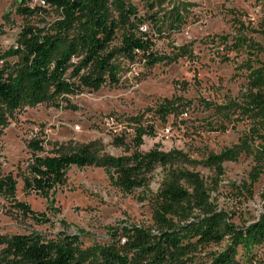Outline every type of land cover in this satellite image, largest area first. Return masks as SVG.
I'll use <instances>...</instances> for the list:
<instances>
[{
	"label": "rangeland",
	"instance_id": "374dc122",
	"mask_svg": "<svg viewBox=\"0 0 264 264\" xmlns=\"http://www.w3.org/2000/svg\"><path fill=\"white\" fill-rule=\"evenodd\" d=\"M142 13L141 0H132ZM38 8L25 14L24 8ZM179 10L183 22L169 29V14ZM166 28L156 29L154 51L169 56L172 62L148 65L142 58L123 62L118 84H104L98 89H83L65 94L54 102L23 106L11 114L0 134V173L27 169L34 152L30 141L42 142L48 150L57 143L93 144L99 155H130L134 151L181 149L188 160L174 170L158 166L148 174L145 186L132 191L118 187L110 172L98 165L72 166L65 184L56 187L49 197L23 190V178L17 176L16 199L0 196V235L40 231L48 236L62 232L82 233L85 245L112 243L111 230L123 225L155 227V211L161 188L170 179H178L196 205L199 192L194 183L179 171L198 174L204 201L224 210L238 225L250 222L264 209V170L256 167L252 154L243 153L236 160L208 164L212 154L238 143L248 133L251 120L230 112L223 115L216 106L241 102L247 91L248 70L240 66L245 51L230 48L238 34L237 19L257 27L264 16L259 0H165L155 9ZM62 18L61 13L40 0H0V48L17 45L25 27L50 30ZM149 26V25H148ZM227 35L220 39L219 35ZM249 37L264 44L255 33ZM187 48L181 50L180 48ZM191 54H185V51ZM185 54V55H182ZM229 55L232 60H227ZM175 58H177L175 60ZM168 99L181 105L164 121L158 107ZM138 127L154 128L143 136ZM259 142V140H257ZM174 171H177L174 173ZM17 201L28 203L38 214H25L15 207ZM194 208V215L201 214ZM225 240L207 246L199 254L205 261L223 251ZM0 245V251L2 249ZM240 264H264V245L253 258L242 251Z\"/></svg>",
	"mask_w": 264,
	"mask_h": 264
},
{
	"label": "trees",
	"instance_id": "16d2710c",
	"mask_svg": "<svg viewBox=\"0 0 264 264\" xmlns=\"http://www.w3.org/2000/svg\"><path fill=\"white\" fill-rule=\"evenodd\" d=\"M31 1L24 0V3ZM40 1L56 8L62 18L50 30L25 27L15 47L0 48V134L13 111L23 106L43 102L58 104V99L65 94L86 88L98 89L106 83L118 84L123 66L121 59L134 62L142 58L148 65L172 62L169 56L154 51L153 29L163 33L166 21H161L153 10L165 0H141L145 13L132 0ZM259 1L264 5V0ZM37 9L25 7L23 10L30 14ZM183 20L181 11L174 10L169 14V29L174 30ZM236 23L238 35L230 48L248 55L240 64L248 70L247 91L239 104L218 105L216 111L223 115L234 112L238 118L246 116L251 120V127L238 143L210 155L206 161L221 167L222 162L248 153L253 155L256 167L264 170V44L248 36L251 32L264 38V16L257 27L241 19ZM218 37L228 38L225 34ZM225 57L232 60L229 55ZM180 105L179 100L168 99L157 111L165 121ZM137 130L140 143L144 135L154 132L152 127ZM29 148L34 152L32 161L27 169H20L17 176H22L25 192L47 198L57 186L65 184L72 166L104 167L114 183L129 192L145 186L148 174L158 166L176 170L188 160L181 149L168 151L158 146L119 156L99 155L93 144L57 143L47 150L42 142L33 140ZM179 173L194 183L197 192L200 190L198 201L191 205L193 196L179 180H168L159 193L155 227L118 226L110 231L112 243L88 246L82 240V233L48 236L32 230L0 235L3 246L0 264H240L237 259L240 251L247 258H253L264 245V209L250 222L238 225L226 211L204 201L198 174ZM17 176L13 172L0 173V196L16 199ZM15 207L39 218L26 202L17 201ZM196 207L202 211L198 216L193 213ZM225 240L228 241L226 248L214 253L210 260L200 257L207 246Z\"/></svg>",
	"mask_w": 264,
	"mask_h": 264
}]
</instances>
